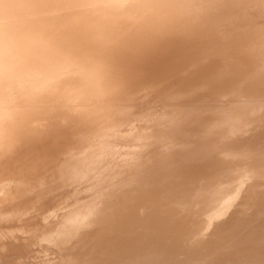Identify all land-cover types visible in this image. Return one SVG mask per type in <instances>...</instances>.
I'll list each match as a JSON object with an SVG mask.
<instances>
[{
	"label": "bare ground",
	"instance_id": "1",
	"mask_svg": "<svg viewBox=\"0 0 264 264\" xmlns=\"http://www.w3.org/2000/svg\"><path fill=\"white\" fill-rule=\"evenodd\" d=\"M208 19L213 34L123 58L114 102L74 92L84 115H61L54 155L22 127L33 82L0 83V264H264V55L259 39L239 51L264 31V0ZM224 44L235 60L216 79ZM80 74L57 64L40 83ZM114 193L119 211L102 216Z\"/></svg>",
	"mask_w": 264,
	"mask_h": 264
},
{
	"label": "clouds",
	"instance_id": "2",
	"mask_svg": "<svg viewBox=\"0 0 264 264\" xmlns=\"http://www.w3.org/2000/svg\"><path fill=\"white\" fill-rule=\"evenodd\" d=\"M227 0H0V83L18 78L23 130L44 138L64 113L80 118L74 92L91 105L114 102L124 86L121 60L141 59L172 40L213 34L209 14ZM259 39L261 32L248 40ZM74 63L69 83H40L53 65ZM43 123L35 128L34 123Z\"/></svg>",
	"mask_w": 264,
	"mask_h": 264
},
{
	"label": "snow or ice",
	"instance_id": "3",
	"mask_svg": "<svg viewBox=\"0 0 264 264\" xmlns=\"http://www.w3.org/2000/svg\"><path fill=\"white\" fill-rule=\"evenodd\" d=\"M60 2H64V0H60ZM262 35V55H264V31L261 32ZM245 46L244 42L240 43L239 51L244 52ZM213 55L220 56L222 58V66L218 69H216L215 77L216 79H222L225 76L230 74V70L232 65L234 64L235 57L232 54V48L231 46L224 44V47L220 49H214L212 51ZM211 59L210 56H206L201 63H208V61ZM195 67V66H194ZM71 128V123L68 121L62 122L60 119H56L49 127L48 134L43 138L45 141L48 142L49 145V152L51 154H55L59 147L62 144V141L64 139V136L62 133L69 130ZM121 199V196L118 194H112L111 199L107 202L106 208L102 210L101 215H114L119 211V201Z\"/></svg>",
	"mask_w": 264,
	"mask_h": 264
}]
</instances>
